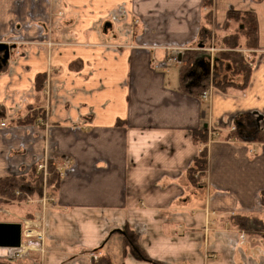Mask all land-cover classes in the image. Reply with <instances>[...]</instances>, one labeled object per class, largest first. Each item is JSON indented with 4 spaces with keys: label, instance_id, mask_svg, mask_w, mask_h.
Instances as JSON below:
<instances>
[{
    "label": "crops",
    "instance_id": "obj_1",
    "mask_svg": "<svg viewBox=\"0 0 264 264\" xmlns=\"http://www.w3.org/2000/svg\"><path fill=\"white\" fill-rule=\"evenodd\" d=\"M231 11L256 21V47L242 51L249 82L202 101L181 89L182 63L177 74L163 63L193 51L201 29L223 32ZM0 43L10 47L0 73V179L43 159L64 171L43 215L42 264H264V142L255 139L264 132V0H0ZM214 59L198 60L192 76L241 84ZM49 69L46 117L29 116L42 106L35 78ZM24 117L36 119L14 121ZM199 132L206 143L194 142ZM202 149L205 170L193 182ZM126 230L152 262L122 255Z\"/></svg>",
    "mask_w": 264,
    "mask_h": 264
},
{
    "label": "trees",
    "instance_id": "obj_2",
    "mask_svg": "<svg viewBox=\"0 0 264 264\" xmlns=\"http://www.w3.org/2000/svg\"><path fill=\"white\" fill-rule=\"evenodd\" d=\"M210 12L206 15V17H209ZM234 21L236 26V29L233 34H229V26L230 23ZM202 29L200 30V33L202 36ZM224 33H227L228 35H224ZM256 21L252 14L250 13H237L235 11H231L227 15L226 22L224 24L223 32H216L215 38L218 41H221V43L228 48V52H222L218 53V56L216 59H214L215 63L220 64H227L231 67L234 75H242V80L240 85H235L232 82H229L228 79H222V81L213 82L214 89H217L221 92L227 93H242L244 89L246 88L248 82H249V75H250V63L247 61H243V55L242 51L239 49L236 50L237 47L240 49L243 48V50H249L251 51L256 47ZM238 39H237V38ZM241 40L243 42L242 44H239L238 40ZM180 60L182 61V65L179 68V82L181 89L191 95L197 96L198 91L202 90L207 83H209V76H196L193 77V69L198 62V58L193 51H187V53L182 52L180 56ZM245 62V64H244ZM248 66V67H247ZM4 67L0 69V73L3 71ZM239 75V76H240ZM42 75H39L35 78V89L37 92L42 93ZM36 117H26L22 121L15 120L16 124H29L35 120ZM232 131L227 135V137H235V133ZM206 132H199L193 134V139L195 143H206ZM255 139L259 142H264V132L258 131V133L255 135ZM206 165V153L204 152V149H202L199 153V155L194 160V167L190 171L191 179L193 182H196L197 177L201 176L203 171L205 170ZM36 170V167H34ZM195 172L196 176L195 177ZM35 171H33V168L25 174V176L30 177L33 176ZM42 174H38L40 179V176ZM42 177V176H41ZM199 178V177H198ZM21 176H13V177H7V178H1L0 179V206H11L12 200L15 199H21L23 201L22 197H19V194L16 192H21L19 190L21 187L22 181L20 180ZM41 180V179H40ZM61 178L58 177V173L56 172V167L54 163L51 160L47 161V192L51 193L54 197L56 193L59 190ZM17 193V194H16ZM28 218H30V215H26ZM239 226L244 228V224L241 222H238ZM121 246H122V255H126L128 252L133 253L134 255H138V257L141 260L152 262L148 260L144 252L139 248L137 245V239L136 235L132 231L126 230L124 233H122V240H121ZM0 264H7L4 261H0ZM12 264V263H10ZM95 264H110V261L108 259H99L97 263ZM152 264H161L157 262H152Z\"/></svg>",
    "mask_w": 264,
    "mask_h": 264
},
{
    "label": "rangeland",
    "instance_id": "obj_3",
    "mask_svg": "<svg viewBox=\"0 0 264 264\" xmlns=\"http://www.w3.org/2000/svg\"><path fill=\"white\" fill-rule=\"evenodd\" d=\"M51 16H52V14L50 15V17ZM56 16L59 18H65L62 14V11L57 12ZM211 20H212V15H209L208 20H207V24L211 25V23H210ZM135 23H134V25H136ZM230 25H232V27L235 31L236 26H237L235 24V22L232 21ZM55 28H57V27H55ZM55 28H53L50 25L45 30L46 34H47V42L45 44L47 47H51V45H53V37L55 36V32H53L51 30H55ZM202 31H203L202 36H200L198 43L193 47V49L195 50L194 52H195L197 58L199 59V61H204V58L207 59V57L209 59L212 58V60H213V58L216 59V57L218 56V53L229 51L228 48H226L221 43V41H218L215 38L216 32L212 27H207V28L205 27L202 29ZM200 35H201V33H200ZM17 45H20L21 49H22L23 46H27L28 44H25L23 42H18ZM211 48H213L212 51H210ZM238 49L240 51H243V48L240 49L239 47H237L236 50H238ZM183 52L187 53V51H183ZM247 53L242 52L243 61L245 60L247 62H250V56H248L249 54H247ZM12 55L13 56H20L19 53H12L11 52V56ZM169 57L177 59V61L170 62V65H168L170 67V69L172 71L176 72V74H177L179 65H180V63H182V61L181 60L178 61V56H176V55H170ZM244 64H245V62H244ZM5 70H6V68L4 67V69L1 73H4ZM51 75H52V71L49 69L43 74V77H42L43 78L42 79L43 89H42V93H41L43 95L42 106L38 109V111H37V109L29 108L28 111H26L27 115L30 116L31 114H33V115L37 114L38 117H40V118L46 117V112L48 110L47 98L49 99V95L46 94V92L49 91L47 83H49V79H50ZM230 75H234L233 72L230 73ZM239 75L240 74H238L236 76H239ZM239 78H240L239 80L241 81L242 75H240ZM214 80L215 79H211V76H210L209 77V83H207L202 90L198 91V94L202 93L203 91H205L208 88L214 89V87H213ZM217 81H222V79H218ZM217 81L215 80V82H217ZM14 121H12V123H14ZM37 124L39 125L38 127L40 129L45 130L46 125L44 124V121L43 122L40 121ZM234 131H236V130H234ZM34 167H36V165L32 167L33 171H35L33 176L27 177V176H25V174L19 175V176H21L20 180L22 181V183L20 185L21 188L19 189V190H21V192H18V191H16V192L18 194L20 193L19 197H22L23 201L20 198L19 199L14 198V200L10 201L11 206H5V205L0 206V223H14V224L22 225L25 222H29V223H31V226H33L35 222H40V224L36 228H31L33 231L32 235L29 238L23 239V240L25 242L38 241L39 240V238H38L39 232L43 234V237L41 240V244L38 247L27 249L26 253H24V254H20L18 252H15L14 249H6V250L0 249V261H4L7 264H10V263H12V264H42L43 256L48 251V236L46 233L45 217L43 215L46 212L53 209V207H55V197L51 193L47 192V185H46L47 175L46 176L41 175L42 177L40 176V179H41L40 180L39 178H37V177H39L38 176L39 173L36 172ZM55 167H56V172L58 173V177H59V172L57 169L58 167L57 166H55ZM196 173L197 172H195V176H196ZM59 178H62V177H59ZM26 215H30V218H28ZM27 234H29V233H27ZM111 244L113 245V242H111ZM116 246H117V248H120V244H116ZM117 248H116V250H117ZM89 254H94V253L89 252Z\"/></svg>",
    "mask_w": 264,
    "mask_h": 264
},
{
    "label": "built area",
    "instance_id": "obj_4",
    "mask_svg": "<svg viewBox=\"0 0 264 264\" xmlns=\"http://www.w3.org/2000/svg\"><path fill=\"white\" fill-rule=\"evenodd\" d=\"M212 50H213V48L210 49V51H212ZM166 58H165V61L163 63L164 66L170 65V62L177 61L176 58H170L169 56H166ZM211 90H213V88H208L205 91H203L202 93H199L198 94L199 99H201L202 101L209 100L210 96H211ZM232 130H235V129H232ZM69 162L70 161H66V165H69ZM36 172L42 174V176L47 175V159H43V161L36 166ZM58 172H59V177L64 176V171H61L58 169ZM39 224H40V222H35L34 225L31 226V223L25 222L24 224L21 225V243H20V247L18 249H14L15 252H18L20 254H24V253H26L27 249L38 247L41 244L43 234L40 232L38 234V238H39L38 241L25 242L23 240V239L29 238L33 232L31 228H36ZM27 233H29V234H27ZM4 250H6V249H4ZM90 257L92 259H95V260L98 259V257L95 255L91 256V254H90Z\"/></svg>",
    "mask_w": 264,
    "mask_h": 264
},
{
    "label": "water",
    "instance_id": "obj_5",
    "mask_svg": "<svg viewBox=\"0 0 264 264\" xmlns=\"http://www.w3.org/2000/svg\"><path fill=\"white\" fill-rule=\"evenodd\" d=\"M111 28V23L103 25V32L106 33ZM10 57V47L5 43H0V69L5 67ZM180 61V59H178ZM242 128L243 124L238 123ZM21 243V225L14 223H0V249H18Z\"/></svg>",
    "mask_w": 264,
    "mask_h": 264
}]
</instances>
